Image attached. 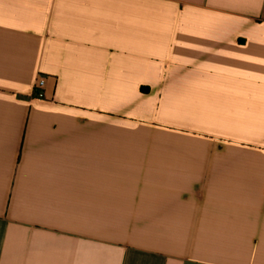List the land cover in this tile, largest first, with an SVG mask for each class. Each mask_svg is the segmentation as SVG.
Returning a JSON list of instances; mask_svg holds the SVG:
<instances>
[{
    "label": "crops",
    "instance_id": "obj_1",
    "mask_svg": "<svg viewBox=\"0 0 264 264\" xmlns=\"http://www.w3.org/2000/svg\"><path fill=\"white\" fill-rule=\"evenodd\" d=\"M0 264H264V0H0Z\"/></svg>",
    "mask_w": 264,
    "mask_h": 264
},
{
    "label": "built area",
    "instance_id": "obj_2",
    "mask_svg": "<svg viewBox=\"0 0 264 264\" xmlns=\"http://www.w3.org/2000/svg\"><path fill=\"white\" fill-rule=\"evenodd\" d=\"M43 79L41 78H38L35 82V85H34V90H33V95L36 97V98H42V92H41V88L43 86Z\"/></svg>",
    "mask_w": 264,
    "mask_h": 264
}]
</instances>
